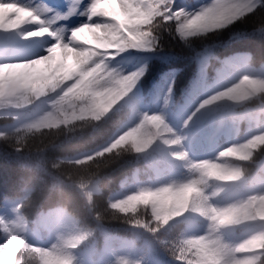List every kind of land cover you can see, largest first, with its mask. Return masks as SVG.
Listing matches in <instances>:
<instances>
[{
	"label": "clouds",
	"instance_id": "9594fccd",
	"mask_svg": "<svg viewBox=\"0 0 264 264\" xmlns=\"http://www.w3.org/2000/svg\"><path fill=\"white\" fill-rule=\"evenodd\" d=\"M142 11V23L128 26V31L140 39L129 42L122 34L110 31L102 38L103 47L82 45L75 41V33L90 26L112 29V24L84 23L66 34L63 29H54L61 16L53 14L49 18L52 10L48 8L34 10L25 21L30 26L20 27V22L19 30L10 32L21 42L42 43L50 38L54 43L32 58L0 63V71L49 61L57 45L71 48L83 57L66 79H58L43 92L23 86V82L15 89H6L0 79V119L7 122L0 127V144L12 150L26 173L21 178L12 217L0 218V251L17 242L16 264H75L74 254L93 241L105 222L124 224L153 236L181 223L203 224L204 234H186L171 246L195 255L196 260L189 264H201V259H206L207 264H264V187H256L250 175V166L264 152V61L257 63L252 52L237 54V59L228 65L230 72L226 76L201 89L205 98L199 99L183 127L188 128L198 114H211L221 126L235 130L243 126L247 135L222 147L214 156L196 161L189 159L183 138L169 124L166 113L149 114L136 109L132 93L143 71L124 75L109 66L110 60L130 49L129 43L133 49L143 48L145 28L151 30L153 47L158 44L161 30L174 27L181 42L190 45L249 18L261 21L255 31L264 36V0H211L196 11L177 8L176 0H155L154 7L150 2ZM216 59L210 55L205 66ZM109 96L114 102L105 104L107 111L97 109V103ZM168 104L166 100L165 108ZM125 108L131 110L130 114L118 134L104 146L71 157H47L48 150L62 137L70 139L86 129H95L110 114ZM153 119L159 128L150 123ZM157 146L170 151L172 159L187 171V178L159 187L138 186L121 198H105L111 180L107 169L125 155H145ZM188 188L193 191L185 202L180 197ZM147 194L154 198L148 204L137 203L135 211L122 212L117 207H128L134 198ZM169 196L173 197L171 201ZM49 207L59 211L53 213L42 230L48 246H39L31 242L39 238L33 234L32 219L46 214ZM29 209H34L31 219ZM86 217L94 221L95 227ZM237 230L239 238L230 239ZM125 262L140 264L125 258L114 264Z\"/></svg>",
	"mask_w": 264,
	"mask_h": 264
},
{
	"label": "trees",
	"instance_id": "16d2710c",
	"mask_svg": "<svg viewBox=\"0 0 264 264\" xmlns=\"http://www.w3.org/2000/svg\"><path fill=\"white\" fill-rule=\"evenodd\" d=\"M210 3L211 0H176L177 8H184L186 11H196ZM260 22L256 18H249L219 35L203 41L195 40L190 45L181 42L174 27L169 31L161 30L157 34L156 46L131 48L134 52L132 58L127 61L116 59L112 64L109 62V66L124 75L142 70L143 76L132 93L136 109L149 114L166 113L169 124L183 138L189 159L196 161L209 158L222 147L245 138L246 129L243 126L239 130L221 126L211 114H198L188 128L183 127V122L195 110L199 99L205 98L201 89L212 86L221 76H226L230 72L228 65L237 59V54L252 52L257 63L264 61V36L255 31ZM210 55L217 59L206 67L205 61ZM166 100L169 101L167 108ZM130 111L125 108L119 113L110 114L95 129H86L73 138L62 137L55 147L48 150L47 157L53 160L61 156L71 157L104 146L121 130ZM6 123L0 119V127L6 126ZM250 169L256 187H264V152L257 155ZM107 171L111 180L104 195L105 198L112 199L121 198L138 186L159 187L171 181H182L188 175L182 164L173 160L170 151L163 146H157L141 156L125 155ZM25 175L21 161L11 149L0 144V218L12 217L22 187L21 178ZM54 199L53 197V201ZM171 199L173 197L169 196L168 200ZM45 207H48L47 202ZM58 211L59 209L49 207L46 214L32 219L33 234L39 237L33 239L32 243L48 246V238L42 235V230L50 223L53 213ZM33 212L34 209L27 211L30 219ZM86 220L95 227L91 218L86 217ZM132 229L117 222H105L97 229L93 241L74 254L75 264H114L120 258L139 261L140 264H179L172 244L186 234L201 235L205 232L203 224L188 223L162 230L157 236ZM126 232L130 239L120 237L121 233ZM239 236L240 231L237 230L230 239L234 240ZM2 239L3 234L0 233V242Z\"/></svg>",
	"mask_w": 264,
	"mask_h": 264
},
{
	"label": "snow or ice",
	"instance_id": "6c2138e0",
	"mask_svg": "<svg viewBox=\"0 0 264 264\" xmlns=\"http://www.w3.org/2000/svg\"><path fill=\"white\" fill-rule=\"evenodd\" d=\"M104 0H91L90 4L87 6L86 12L81 13V15H85L87 17V24L94 25L96 23L100 24H112V29H101L94 26L90 27H81L78 32L75 33V41L85 45L83 41H81L78 38V34L82 33L84 31H88L93 35V38L96 41V47H103L104 41H102V38L107 36L110 31H115L120 34H122L127 41H135L137 39H140V37L133 35L131 32L128 31V26H134L137 24H141L143 20V11L142 8H147L149 3H152V6H155V0H116V2L120 5L121 11L124 13V15L127 17L126 23H121L119 20H117L115 17H110L107 12L98 10V6L103 3ZM34 10L32 8L26 7L20 3H18V0H0V29H4L3 33H10L12 31H8L11 27H17L18 23L21 22L23 17H28ZM18 13L13 20H11V23H9L8 17L11 16L10 14ZM76 13V8L73 7V9L70 10L69 15H73ZM67 17H59V19H66ZM96 18V19H94ZM143 30V40H144V46L143 48L149 47L150 42L154 43L153 36L151 33V30L148 28L142 29ZM64 31V30H63ZM112 39H115L116 37H111ZM133 45L129 43V47L131 48ZM61 48L60 45H57L56 48H54L52 51L54 52L55 49ZM66 53L72 52L74 53L76 57V62H79L83 57L81 54H78L77 52L73 51L71 48L63 49ZM15 62V61H14ZM14 62H5V63H14ZM34 66H30L27 68H3L2 71H0V79L4 81V86L6 89H15L17 86L23 82V86H31V88L34 91L43 92L45 88H47L49 85L54 84L58 79L60 78H67V74L63 75L59 78L52 79L50 82H43L40 83L39 79L33 75L30 69H32ZM17 69H23V71H15ZM5 70H9L8 75H5ZM87 77H85V80ZM83 83V81H82ZM78 88L81 87V85L77 86ZM114 101L112 100V97H107L106 101L98 102L96 107L97 109L101 111H107V107L111 105ZM151 124H153L156 128H159L160 125L157 120L153 119L150 121ZM133 140H135V137H133ZM150 142V141H149ZM141 149L138 147L137 151H140ZM193 189L188 188L186 189L182 194L181 197L185 202L189 199L191 196ZM154 197L150 194L142 195L140 197L134 198V201L128 206L124 207L121 205H117V207L120 208L122 212H131L136 210L137 203L140 204H148L150 200H152ZM159 197H157L158 199ZM19 250V244L17 242H13L9 245H6L2 251H0V264H16L17 261V253ZM173 250V249H172ZM176 259L179 261V264H189V261L196 260V256L193 255L190 252H182L179 249L173 250ZM126 264V262H125ZM201 264H207L206 259H201Z\"/></svg>",
	"mask_w": 264,
	"mask_h": 264
},
{
	"label": "rangeland",
	"instance_id": "374dc122",
	"mask_svg": "<svg viewBox=\"0 0 264 264\" xmlns=\"http://www.w3.org/2000/svg\"><path fill=\"white\" fill-rule=\"evenodd\" d=\"M91 0H46L43 2H39V0H18V3L32 8L33 10H38L41 8H48L45 3L53 4V3H63L64 6L68 7L70 11L73 7L76 8V13L73 14L74 19L71 21L69 26L67 27L65 33L67 34L71 29L79 27L80 25L87 22V17L85 15H81V13L85 12L84 9L90 4ZM49 14V18H52V15H58L54 12ZM98 10L107 12L110 17H115L122 24L125 20V15L121 11L120 5L116 2V0H104L98 6ZM12 15V14H10ZM61 16V15H59ZM96 19V18H94ZM27 17H23L20 23V27L30 26L25 23ZM60 21V20H59ZM57 23L54 25V29H61L60 24ZM11 23V21H9ZM34 27V25H31ZM18 27H11L8 31H18ZM4 29H0V41L4 39V43L0 44V63L5 62H14L24 58H32L37 54H42L44 48L48 45L54 43L50 38H45L42 43H34V42H21L19 37L15 33H3ZM66 38V37H65ZM78 38L83 41L85 44L89 46H95L96 41L93 38V35L87 30L79 33ZM76 64V57L72 52H65L62 48H57L52 53V59L46 62H42L39 65L34 66L31 71L35 77L39 79L40 83L47 82L48 78H53V72L57 69H61V74L59 77L66 75L69 71L73 70ZM17 72L23 71V69L15 70ZM9 70H5V75L7 76Z\"/></svg>",
	"mask_w": 264,
	"mask_h": 264
}]
</instances>
